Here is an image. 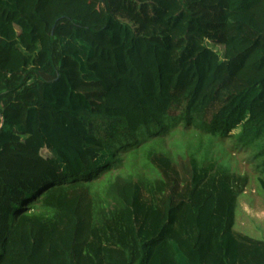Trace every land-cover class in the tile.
Segmentation results:
<instances>
[{
    "label": "trees",
    "instance_id": "16d2710c",
    "mask_svg": "<svg viewBox=\"0 0 264 264\" xmlns=\"http://www.w3.org/2000/svg\"><path fill=\"white\" fill-rule=\"evenodd\" d=\"M93 1L0 0V264H264L165 150L228 143L264 187V0Z\"/></svg>",
    "mask_w": 264,
    "mask_h": 264
},
{
    "label": "rangeland",
    "instance_id": "374dc122",
    "mask_svg": "<svg viewBox=\"0 0 264 264\" xmlns=\"http://www.w3.org/2000/svg\"><path fill=\"white\" fill-rule=\"evenodd\" d=\"M93 4L103 12L98 0ZM205 139L203 140V142ZM165 150L177 164L179 177L191 181L193 176L202 187L221 182L230 184L238 196V211L235 231L240 235L264 241V187L262 175L251 163L250 156L243 150L233 149L228 143L216 142L212 147L194 133H178L166 140ZM125 168L120 174L143 189L155 193L157 174L145 167L142 159L124 157ZM201 187V188H202ZM126 194L132 197L133 191L126 187Z\"/></svg>",
    "mask_w": 264,
    "mask_h": 264
}]
</instances>
